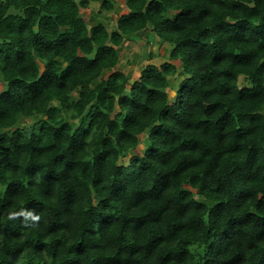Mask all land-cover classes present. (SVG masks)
<instances>
[{
    "label": "trees",
    "instance_id": "16d2710c",
    "mask_svg": "<svg viewBox=\"0 0 264 264\" xmlns=\"http://www.w3.org/2000/svg\"><path fill=\"white\" fill-rule=\"evenodd\" d=\"M0 81V264H264V0H0Z\"/></svg>",
    "mask_w": 264,
    "mask_h": 264
},
{
    "label": "rangeland",
    "instance_id": "374dc122",
    "mask_svg": "<svg viewBox=\"0 0 264 264\" xmlns=\"http://www.w3.org/2000/svg\"><path fill=\"white\" fill-rule=\"evenodd\" d=\"M80 12L87 24L92 25L96 22H102L108 30H112L116 25L119 15L125 12V7L122 2H118L111 11H99V2L92 1L87 8L81 9ZM169 48V45L162 43L153 33L148 31L141 32L135 37L123 40L118 48L120 54L119 62L114 69L126 72L132 81L138 77L140 70L145 64L150 62L160 64L168 60ZM174 63L179 68V62L176 60ZM180 80L181 75L178 72L170 76V86L168 87L170 97L174 96ZM239 82L240 84L244 83L242 77L239 78ZM4 86L5 84L0 81V90ZM34 121V118H23L19 125L29 128ZM141 139H146V133L141 136ZM133 152H139V149H134Z\"/></svg>",
    "mask_w": 264,
    "mask_h": 264
},
{
    "label": "clouds",
    "instance_id": "9594fccd",
    "mask_svg": "<svg viewBox=\"0 0 264 264\" xmlns=\"http://www.w3.org/2000/svg\"><path fill=\"white\" fill-rule=\"evenodd\" d=\"M21 215H25L28 217H31L32 219H39V217L33 216L32 213L28 212V213H20ZM13 215H16V213H13Z\"/></svg>",
    "mask_w": 264,
    "mask_h": 264
}]
</instances>
